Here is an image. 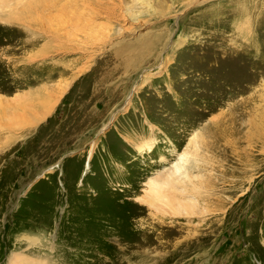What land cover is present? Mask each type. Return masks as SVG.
Here are the masks:
<instances>
[{"label":"rangeland","instance_id":"1","mask_svg":"<svg viewBox=\"0 0 264 264\" xmlns=\"http://www.w3.org/2000/svg\"><path fill=\"white\" fill-rule=\"evenodd\" d=\"M70 1L0 0V264H264V0Z\"/></svg>","mask_w":264,"mask_h":264},{"label":"bare ground","instance_id":"2","mask_svg":"<svg viewBox=\"0 0 264 264\" xmlns=\"http://www.w3.org/2000/svg\"><path fill=\"white\" fill-rule=\"evenodd\" d=\"M139 1L143 5H146L149 9L150 8H153V10H155V8L152 7V5H153L152 4V1L153 0H139ZM156 1H159V0H156ZM170 1L173 4L174 2H178V1H181V0H170ZM135 3L136 2H134V1H132V3L131 2L124 1V5L126 4V8L123 11H124V13L127 16H128L127 13L130 12L129 13V17L130 18H135L137 16V14H141V11L136 9ZM29 4L31 5V7L33 9V12H35V10H36V12L38 13V15H39L38 19L48 18L51 21L58 20L60 22L59 26L65 25V27H66L67 24H69L67 21H72L74 24L81 25L82 28H85V27H89L90 26V25L88 26L86 23L83 22V18L84 17H83L82 12L81 11L80 12L77 11L78 9H81L80 6H79V2H77V1L71 2L70 0H30V3ZM71 9H74L75 12L72 13L71 12ZM27 12H30V11L28 10ZM150 12H151V10H150ZM89 14L92 15L91 12ZM244 14H247L246 11H244ZM259 14H260V12H259ZM251 23H252V21H248V23H247L248 31L247 32L245 31V33H248L249 32V28H251ZM257 29H258V27H257ZM170 35H171V31H170ZM256 35L257 36L258 35L259 36H261V35L264 36V31L262 33H258ZM167 37L169 38V35H167V33L166 34L165 33H161L158 36H155V38L152 39L146 45L145 48H147V49L148 48L149 49H155L156 47L161 46L162 44H163L162 46H164V45H166ZM155 45H158V46H155ZM193 138H195V137H193ZM181 159H184V157L182 158V156H181L179 158V161ZM191 166H193V165H190V167ZM191 178H193V177H191L190 174L186 171V168L183 171L182 170L180 171L179 165H176L175 169L171 173H166L164 175H161L157 180L153 179L154 182L151 183V185H152L151 187H150V184H149V187L151 188V189L149 188L150 189L149 190L150 196H145V198L147 197V200L149 201V203L151 205L156 204V202H157L158 199H160V200H163L164 199L165 202H168V201L171 202L172 201V197L175 195L174 194L176 192L175 190L177 189L178 186H181L183 189H191L189 187H191L194 184V183L192 184L193 181H191ZM146 183H149V182L147 181ZM194 187L196 188V186H194ZM167 191H171V193L170 194H167L166 193ZM147 195H149V194H147ZM153 201H155V202H153ZM32 241L33 242L34 241H39V239L38 238H33ZM17 256L18 257H14L15 264L16 263L17 264H30V263H28V261H26L27 258L24 261L25 256H21L19 254Z\"/></svg>","mask_w":264,"mask_h":264}]
</instances>
